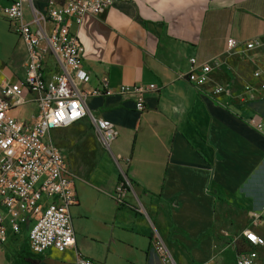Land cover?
<instances>
[{
	"label": "crops",
	"instance_id": "crops-1",
	"mask_svg": "<svg viewBox=\"0 0 264 264\" xmlns=\"http://www.w3.org/2000/svg\"><path fill=\"white\" fill-rule=\"evenodd\" d=\"M49 1L63 0H28L25 18L31 5L43 8ZM7 3L0 0V93L12 102L9 113L31 124L37 94L23 86L26 50L2 11ZM71 31L90 73L84 88L108 83L110 92L87 96L86 106L114 124L110 152L119 162L127 158L123 175L132 188L124 200L113 185L95 184L84 172L86 152L77 141H85L88 124L103 147L89 119L68 142L54 140L51 129L48 137L77 177L78 203L70 209L75 243L35 254L41 257L36 264H77L76 253L92 264H162L151 247L154 232L175 264H236L237 254L249 248L245 229L264 238V136L244 119H264L244 91L264 79V0H114ZM229 38L239 45L229 50ZM249 41L251 48L244 44ZM190 57L204 63L201 86L188 79ZM58 69L49 51L45 74ZM136 83L155 84L141 112L118 93L120 85ZM218 84L226 90L213 94ZM259 85L253 92L264 99ZM13 87L19 95H9ZM28 230V223L18 232L7 228L0 264L29 251ZM257 252L264 264V244Z\"/></svg>",
	"mask_w": 264,
	"mask_h": 264
},
{
	"label": "built area",
	"instance_id": "built-area-1",
	"mask_svg": "<svg viewBox=\"0 0 264 264\" xmlns=\"http://www.w3.org/2000/svg\"><path fill=\"white\" fill-rule=\"evenodd\" d=\"M7 1L2 11L10 29L24 43L23 86L37 94L38 113L36 121L31 124L16 119L9 113L12 102L0 93V203L4 207V212L0 211V244L7 237L6 221L13 232L28 223V249L31 253L42 254L50 247L64 251L75 243L70 209L78 203L77 177L48 135L51 129L71 125L88 116L105 148H109L117 136L110 120L97 117L87 109V96L102 95L110 89L106 81L88 90L84 88L90 73L83 65L79 39L71 31V26L79 25L85 15L99 14L114 0L49 1L43 8L31 5L30 20L24 15V3L28 0ZM226 43L229 50L239 45L232 38ZM244 44L247 48L253 47L252 41ZM49 51L56 58L59 69L46 75L44 70ZM189 60L188 79L197 86L203 85L207 77L204 63L195 57ZM258 88L264 90V83ZM154 89V83H136L120 85L118 93L132 98L135 108L141 112L145 107V95ZM224 90L226 85L218 84L212 92L218 94ZM244 91L248 92V97H255L252 86L245 85ZM20 92V88L13 87L9 95H19ZM244 119L264 136V119L260 115L251 114ZM131 188L124 176L117 187L118 197ZM242 235L249 248L237 254L236 264H259L257 248L264 244V238L250 229H245ZM151 247L162 264H175L165 242L156 232ZM76 262L92 264L79 253H76Z\"/></svg>",
	"mask_w": 264,
	"mask_h": 264
},
{
	"label": "rangeland",
	"instance_id": "rangeland-1",
	"mask_svg": "<svg viewBox=\"0 0 264 264\" xmlns=\"http://www.w3.org/2000/svg\"><path fill=\"white\" fill-rule=\"evenodd\" d=\"M261 83H264V79H261ZM259 84L252 85L253 87L258 86ZM248 93V92H246ZM260 96L250 98L249 100H255L253 103V107L257 108L258 111L264 114V99L259 98ZM88 122V116H84L83 119L75 122L72 125L64 126V127H57L54 128L50 132V136L56 140L57 142H68L72 139V135L80 131V127L82 125H85ZM83 136L85 138V141L82 142L78 139L77 143L79 145V148H83V150L86 152L84 159L81 161V166L84 170V172L87 175H90L91 178L94 180L95 184L98 185H113L114 190L117 191V187L120 185L121 180L119 178L118 173L121 172L123 174L126 159L119 160L114 157L110 152V147L105 148L102 147L98 141L95 138V133L92 131L91 126L88 124L87 127H85L83 131ZM66 145H63V148ZM68 151L72 154H75L77 152V149L75 148H69ZM69 163L71 164V161L69 158H67ZM78 161V159H75ZM123 188V186L121 187ZM126 190V189H125ZM121 199H129L128 191H125L123 195L121 196ZM7 228L8 222L6 221Z\"/></svg>",
	"mask_w": 264,
	"mask_h": 264
},
{
	"label": "trees",
	"instance_id": "trees-1",
	"mask_svg": "<svg viewBox=\"0 0 264 264\" xmlns=\"http://www.w3.org/2000/svg\"><path fill=\"white\" fill-rule=\"evenodd\" d=\"M121 181L124 180V175L119 174ZM8 258V255H6ZM40 255H35L28 250H22L13 258V264H36L40 260Z\"/></svg>",
	"mask_w": 264,
	"mask_h": 264
}]
</instances>
